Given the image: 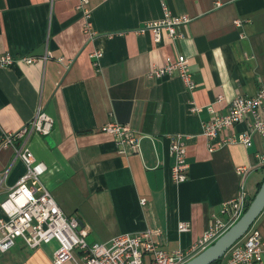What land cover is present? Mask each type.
Masks as SVG:
<instances>
[{"label":"crops","instance_id":"obj_1","mask_svg":"<svg viewBox=\"0 0 264 264\" xmlns=\"http://www.w3.org/2000/svg\"><path fill=\"white\" fill-rule=\"evenodd\" d=\"M78 3L0 0V52L53 55L46 63L0 68V137L33 120L41 105L53 130L33 133L27 145L47 165L42 180L64 214L77 218L85 241L108 244L121 234L158 231L152 239L161 250L184 251L237 196L236 168H249V198L263 179L257 158L263 136L254 135L249 147L218 145L228 130L210 142L211 152L202 125L211 119L208 107L224 114L235 97L264 90V0H87L90 41ZM163 8L188 22L176 26L173 42L163 35L155 44L151 32L137 31L164 21ZM96 51L100 58H91ZM177 55L189 60L192 92L177 76L147 75L152 64ZM111 122L128 124L141 137L138 153L117 154L113 138L99 131ZM175 136L184 137L188 165L187 180L178 185L169 149ZM25 170L12 149L0 151V204ZM180 222L190 225L188 233L177 231ZM253 227L264 236V211ZM58 248L53 241L31 249L17 239L0 251V264H54Z\"/></svg>","mask_w":264,"mask_h":264},{"label":"built area","instance_id":"obj_2","mask_svg":"<svg viewBox=\"0 0 264 264\" xmlns=\"http://www.w3.org/2000/svg\"><path fill=\"white\" fill-rule=\"evenodd\" d=\"M86 4L87 0H79L77 10L82 14L83 33L90 41L94 39L95 34ZM163 10L164 21L149 24L137 31L139 34L151 32L155 44L162 43L163 35L169 42H173L179 37L176 26L188 22L186 17L170 18L168 11L165 8ZM100 56L101 52L96 51L90 57L98 59ZM50 59H53L50 52L42 57H15L9 52H0V68L31 65L39 61L46 63ZM58 61L63 62L64 59L60 58ZM147 75L153 80L177 76L187 91L192 92L195 89L189 71V60L182 55L166 57L161 65L152 64ZM190 111L198 110L192 106ZM208 112L211 119L203 123L202 135L207 140L211 152L215 147L210 142L223 136L228 130L232 133L223 137L218 145L240 144L249 147L254 135L264 137V90L252 97H235L224 114H217L211 107H208ZM54 124V119L45 113L40 105L33 120L19 130L6 132L0 137V151L12 149L16 159H20L26 169L16 186L0 204L4 214V217L0 218L1 252L10 249L17 239L23 240L31 249L56 241L59 248L54 255V264H145V256L150 257L149 264H184L212 245L247 209L249 196L244 182L249 168L240 167L235 170L240 177L237 196L221 205L219 213L222 218L212 214L201 236L188 249L166 253L152 239L153 236L159 235L158 231H145L136 235L121 234L112 238L108 244H88L85 241L86 231L80 228L77 218H69L64 214L52 192L44 184L42 178L47 171V165L39 161L27 145L33 133L50 135ZM239 125H244L245 129L242 132H234ZM99 131L113 138L117 154L126 156L139 152L141 137L128 124L111 122L102 126ZM169 149L173 158L171 179L177 185L182 184L186 182L188 173L184 137H173ZM257 158L264 167V154L258 155ZM141 204H144V200ZM177 231L181 234L188 233L190 225L180 222ZM76 252H79V258L76 257ZM225 258L224 264H261L264 261V236L252 226L230 248Z\"/></svg>","mask_w":264,"mask_h":264},{"label":"water","instance_id":"obj_3","mask_svg":"<svg viewBox=\"0 0 264 264\" xmlns=\"http://www.w3.org/2000/svg\"><path fill=\"white\" fill-rule=\"evenodd\" d=\"M264 211V180L242 216L212 245L184 264H213L223 259L230 248L238 242ZM81 226V225H80Z\"/></svg>","mask_w":264,"mask_h":264},{"label":"trees","instance_id":"obj_4","mask_svg":"<svg viewBox=\"0 0 264 264\" xmlns=\"http://www.w3.org/2000/svg\"><path fill=\"white\" fill-rule=\"evenodd\" d=\"M263 180H264V175H263V179H262V181H263ZM262 181L258 184L257 189H256V192L258 191V189H259V187H260ZM256 192H255V194H256ZM255 194H254V195H255ZM254 195H253L252 197L249 198V200H248V205H249V203L252 201ZM247 207H248V206H247ZM222 261H223V259H220V260L216 261V262L213 263V264H222Z\"/></svg>","mask_w":264,"mask_h":264},{"label":"rangeland","instance_id":"obj_5","mask_svg":"<svg viewBox=\"0 0 264 264\" xmlns=\"http://www.w3.org/2000/svg\"><path fill=\"white\" fill-rule=\"evenodd\" d=\"M253 177H254V175H253Z\"/></svg>","mask_w":264,"mask_h":264}]
</instances>
